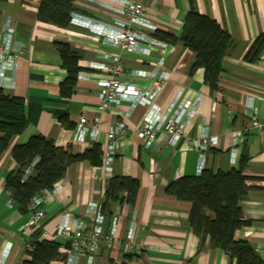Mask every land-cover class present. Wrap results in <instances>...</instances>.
<instances>
[{"label":"crops","instance_id":"1","mask_svg":"<svg viewBox=\"0 0 264 264\" xmlns=\"http://www.w3.org/2000/svg\"><path fill=\"white\" fill-rule=\"evenodd\" d=\"M39 1L0 0V34L9 22L13 28L11 45L24 46L15 71L4 70L0 76V87L6 95L24 100L27 120L25 131L0 156V264H21L26 259L24 245L31 230L23 227L29 215L16 209L3 183L5 176L16 169L11 149L34 135H41L74 155L94 145L101 149L99 166L88 162L70 165L65 176L44 195L41 205L44 218L37 227L40 239L59 243L61 253L51 264H65L62 257L66 256L69 239L56 235L60 217L68 215L80 220L85 235L89 229V204L102 203L109 180L116 176L131 177L139 183L132 208L117 203L110 207L111 221H116V238L124 242L131 232L134 243L142 249L127 258L118 244L109 250L101 241L92 264H235L220 250L210 249L207 241L198 251L199 240L188 226L190 203L166 195L165 189L169 183L197 176L203 170L227 173L238 169L243 149L248 156L243 175L249 190L239 207L243 218L251 224L236 230L234 238L247 240L264 262V132L250 128L248 119L251 106H255L264 120V55L255 64L243 59L253 40L264 33V0H195L199 14L216 21L232 38L214 91L204 83L202 68L190 72L195 60L190 50L154 36L157 31L176 38L181 35L190 9L187 0H130L142 4L158 27L155 32L139 30L169 46L151 47L148 55L111 46L80 18L112 24L119 15L100 4L108 0H75L74 14L78 18L65 29L37 20ZM54 43L69 45L79 56L80 70L69 98L59 94V85L67 74ZM115 57L120 60L121 70L114 77L138 88L149 86V73L156 67L159 73L167 74L151 103L161 116L174 115L184 101L200 102L185 136L176 145L170 144L164 132L158 133L149 147L138 139V128L150 105L132 107L130 102L121 101L107 111L100 110L98 81L109 77L110 70L99 66H114L111 59ZM159 61L161 66H157ZM63 115L74 128L61 125L58 118ZM81 118L88 123L100 119L96 139L88 130L82 141L75 140V127ZM119 123L124 124L125 132L118 140L112 160L106 162V133ZM202 132L207 133L210 145L200 158L201 152L190 146L189 141L198 140ZM78 264H87L86 258H80Z\"/></svg>","mask_w":264,"mask_h":264},{"label":"trees","instance_id":"2","mask_svg":"<svg viewBox=\"0 0 264 264\" xmlns=\"http://www.w3.org/2000/svg\"><path fill=\"white\" fill-rule=\"evenodd\" d=\"M187 1L190 9L181 35L176 38L170 33L157 31L154 36L172 45L179 43L190 50L195 58L190 72L202 68L204 83L214 91L218 88L222 60L232 44V38L216 21L199 14L195 0ZM74 2L75 0H40L37 20L65 29L75 10ZM54 47L67 74L59 85V94L63 98H69L74 93L80 70L77 65L79 56L67 44L54 43ZM262 55L264 33L253 40L243 59L249 64H255ZM58 121L65 128H74L65 115L60 116ZM26 127L24 100L6 95L0 87V156ZM10 155L16 163V169L5 176L3 187L9 200L22 214H28L32 199L44 191H50L65 176L70 165L88 162L92 166H99L101 162V149L98 145L74 155L56 147L51 140L41 135L31 136L26 143L13 146ZM247 160L248 156L243 149L238 169L227 173L203 170L197 176L182 177L169 183L165 194L190 203L188 226L199 240L198 251L207 241L210 249L220 250L229 260H235V264H264L262 257L247 240L234 238L236 230L251 224L243 218L239 207L249 190L243 175ZM28 169L31 171L26 175ZM138 189V181L131 177L116 176L109 180L100 204L106 232L112 217L111 205L127 204L132 208ZM40 236L41 231L36 227L26 237L23 251L26 259L21 264H51L61 256L59 243L40 239Z\"/></svg>","mask_w":264,"mask_h":264},{"label":"built area","instance_id":"3","mask_svg":"<svg viewBox=\"0 0 264 264\" xmlns=\"http://www.w3.org/2000/svg\"><path fill=\"white\" fill-rule=\"evenodd\" d=\"M106 9L113 11L119 15L113 20L112 24L104 23L80 17L85 24L93 28L91 29L96 36L103 39L104 42L119 48L126 52H138L143 55L150 53L151 47L166 48L169 47L163 41H160L152 36L147 35L139 28L151 32L157 31V26L148 17L146 8L137 2L130 0H108L106 3H100ZM76 14H71L70 22L74 21ZM13 36V28L7 22L3 26V31L0 34V76L2 77L4 70L15 71L16 62L24 53V46L20 44L16 47L11 45ZM114 63L110 66L101 65L104 69L110 70V76L102 78L98 81L101 88L99 92V108L101 111H107L112 104L121 101H128L132 107L136 105H150L143 121L138 128L137 137L144 143L145 147H149L156 136L160 132H164L169 137V142L172 146L185 136V130L188 123L196 114V110L200 102L190 103L184 101L178 106L174 115L166 117L161 116L160 112L151 104L160 91L164 80L167 78L165 72L159 73L157 67L155 71L149 73L151 82L146 86L137 87L136 84L122 82L116 79L114 75L121 70V64L118 57L111 59ZM157 66H161V62ZM143 72L142 76H145ZM249 127L264 132V120L260 119L257 108L251 106V114L249 115ZM100 119L97 118L92 123H88L86 119L81 118L75 127V140L82 141L88 130L91 137L96 139L99 130ZM124 124L119 123L108 129L106 133L107 143L104 145L106 162L112 160L113 155L118 148V140L124 135ZM190 146L196 148L201 153L200 158L204 157V153L209 148L208 135L202 132L198 140H190ZM30 169L26 170V175L30 173ZM49 191H44L40 196L32 199L28 206V223L23 229L32 230L39 226L40 221L44 218V212L41 208L44 201V195ZM87 220L89 229L84 235L82 231L85 227L78 219L62 215L58 222L56 235L65 236L69 239V243L65 248V264H78L80 258H86L87 264H92L93 256L98 250L99 243L102 241L106 244L109 250H113L116 244L121 248V253L124 256L139 253L142 249L141 245H137L133 241V235L130 232L124 242H119L116 238L115 223L112 219V226L109 230H104V216L101 212L99 203L92 202L88 206ZM134 218V215L132 216ZM88 227V226H87Z\"/></svg>","mask_w":264,"mask_h":264}]
</instances>
